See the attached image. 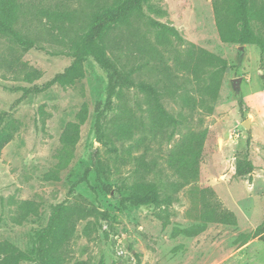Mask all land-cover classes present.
Wrapping results in <instances>:
<instances>
[{
	"label": "rangeland",
	"instance_id": "rangeland-1",
	"mask_svg": "<svg viewBox=\"0 0 264 264\" xmlns=\"http://www.w3.org/2000/svg\"><path fill=\"white\" fill-rule=\"evenodd\" d=\"M21 2L30 10L22 32L36 41V47L23 50L0 35V57L29 64L39 72V79L30 84L24 81V74L17 72L18 67H0V114L9 113L5 127L14 133V140L0 155V241L31 249L54 208L68 202L89 211L77 226L70 264H264V243L256 234L264 222V62L260 48L222 42L213 0L144 3V17L136 23L139 31H115L111 36L112 57L119 67L126 65L135 70L136 82H154L157 77L152 68L158 61L150 51V44H155L152 20L178 30L185 44L174 41L177 50L195 44L226 60L228 70L216 103L199 111L176 133L170 127L148 146L137 148L136 140L141 135L136 140H122L117 129L125 117L149 123L147 98L136 85L125 87L123 98L116 96L105 113L103 137L99 140L96 120L105 109L110 76L92 57L85 63V80L76 86H55L32 93L15 105L23 97L21 87L43 88L72 62L69 37L58 29L52 30L55 37L49 34L48 20L40 17L41 10L87 9L79 0ZM160 50L165 60L172 58L170 48ZM241 98L244 110L239 105ZM163 104L174 116L185 111L178 97L166 95ZM84 106L88 113L80 141L73 150H66L61 143L63 131L76 121ZM248 120L250 130L245 128ZM190 130L206 133L200 177L195 185L175 193L171 188L174 178L163 159ZM248 139L256 168L252 181L235 175L236 160L245 153ZM131 149L133 156L144 155L147 162L159 163L156 176L148 179L159 186L162 194L174 197L173 205L162 215L154 207L123 204L140 176L134 157L128 155ZM87 171V181H83ZM194 187L213 189L223 206L236 214L237 224H208L206 231L192 238L182 234L201 222L199 206L193 199ZM23 202H32L37 213L21 219L18 206Z\"/></svg>",
	"mask_w": 264,
	"mask_h": 264
},
{
	"label": "trees",
	"instance_id": "trees-1",
	"mask_svg": "<svg viewBox=\"0 0 264 264\" xmlns=\"http://www.w3.org/2000/svg\"><path fill=\"white\" fill-rule=\"evenodd\" d=\"M86 8L81 10H41L42 18H47L46 25L49 34L58 29L66 34L70 44L71 64L61 73L56 74L43 88H20L24 94L15 105L20 104L32 93L44 92L52 87H74L86 78L85 63L92 57L98 65L108 72L110 88L107 94L105 109L96 120V129L99 140L103 137V120L107 110L111 109L116 96L123 98L122 90L125 87L137 86L141 94L148 101L149 123L142 118H127L119 124L117 136L122 140L135 139L136 147L148 146V142L155 141L165 130L174 127L175 133L179 127L189 124L195 119L199 111L209 109V106L219 100L228 70V62L220 56L211 53L195 44H189L187 49L181 51L175 48L174 41L185 44V40L174 27L150 21V27L155 35V44L151 43L150 51L158 64H153L157 77L154 82L135 81V70L128 66H118L112 57L114 50L112 33L115 31H139L136 23L142 19L143 6L148 0H79ZM213 9L217 29L222 42L245 46L257 45L262 53L264 62V0H213ZM30 15L29 7L21 0H0V35L19 44L23 50L36 47V41L23 34L22 28ZM86 25V29L84 28ZM69 33H74L70 37ZM123 34V32H122ZM54 36V35H53ZM55 37V36H54ZM146 39V36H143ZM157 44V45H156ZM170 48L172 58L165 60L160 50ZM171 62V64H170ZM6 65L9 70L18 67L20 74H24V81L33 83L39 79V72L27 63L11 60L10 62L0 57V67ZM142 68V67H141ZM178 97L182 110L178 116L169 113L164 104V96ZM242 110L245 107L243 98L239 100ZM88 109L83 107L77 115L76 121L69 123L63 131L61 143L66 150H73L80 141L81 127L86 122ZM9 113L0 114V155L14 140V133L5 127ZM147 134L152 137L149 138ZM174 135V134H172ZM206 133L190 130L168 151L163 159L167 170L174 178L171 188L178 193L186 187L198 182L203 161ZM246 151L236 160V177H249L255 172L251 160L248 139ZM134 157L138 180L130 189V195L124 198V203L138 207H154L160 214L174 203L171 193L162 194L159 186L149 181L148 177L156 176L159 163L147 162L144 155L133 156V149L128 153ZM163 172V171H161ZM88 171L83 178L87 181ZM109 190V187H106ZM74 192V187L70 195ZM193 199L199 206L198 217L200 223L181 233L187 237H196L206 231L208 224H222L234 226L237 224L236 214L226 209L213 189H200L194 187ZM165 207V208H164ZM21 219H26L31 214L37 213V208L32 202H23L18 206ZM89 216V211L63 202L57 205L46 227L37 232L34 244L29 250H22L14 243L0 241V264H70V247L77 233L78 224ZM161 217V216H160ZM256 234L264 243V222L257 228ZM75 264H88L75 262ZM100 264H104L103 262Z\"/></svg>",
	"mask_w": 264,
	"mask_h": 264
},
{
	"label": "water",
	"instance_id": "water-1",
	"mask_svg": "<svg viewBox=\"0 0 264 264\" xmlns=\"http://www.w3.org/2000/svg\"><path fill=\"white\" fill-rule=\"evenodd\" d=\"M243 47H241L240 48V51L242 52L243 51ZM235 85H236V83H235ZM245 128L247 129V130H250V128H251V123L249 122V120L247 121V122H245Z\"/></svg>",
	"mask_w": 264,
	"mask_h": 264
},
{
	"label": "crops",
	"instance_id": "crops-1",
	"mask_svg": "<svg viewBox=\"0 0 264 264\" xmlns=\"http://www.w3.org/2000/svg\"><path fill=\"white\" fill-rule=\"evenodd\" d=\"M254 175V174H253ZM253 177V176H252Z\"/></svg>",
	"mask_w": 264,
	"mask_h": 264
}]
</instances>
